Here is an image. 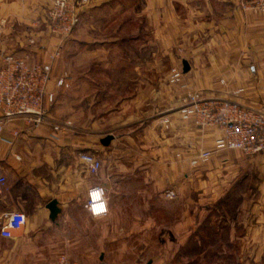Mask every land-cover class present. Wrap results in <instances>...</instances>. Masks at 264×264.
<instances>
[{
    "label": "crops",
    "instance_id": "obj_1",
    "mask_svg": "<svg viewBox=\"0 0 264 264\" xmlns=\"http://www.w3.org/2000/svg\"><path fill=\"white\" fill-rule=\"evenodd\" d=\"M137 1L157 43L160 31L161 56L132 65L125 54L109 53L108 46L118 50L122 42L107 35L110 24L102 19L119 0H90L89 79L79 73L87 55L64 54L53 79L68 71L72 86L58 91L45 122L11 121L0 135V172L7 177L0 229L9 212L27 217L12 238L0 233V264H61L63 257L70 264H206L207 253L264 255V152L221 148L195 167L192 158L214 148L224 132L201 129L179 112L186 92L264 110V13L244 10L241 0ZM52 4L0 0V42L7 52L48 59L59 42L46 21ZM81 32L77 27L65 44L80 43ZM173 67L183 70L186 87L170 84ZM66 121L69 128L54 130ZM82 153L103 162L96 174ZM93 187L108 201L102 217L85 207ZM166 189L176 190L177 198L166 199ZM53 200L61 209L55 219L48 208ZM225 205L250 206L251 212L214 221L212 207ZM208 225L228 245H210Z\"/></svg>",
    "mask_w": 264,
    "mask_h": 264
},
{
    "label": "built area",
    "instance_id": "obj_2",
    "mask_svg": "<svg viewBox=\"0 0 264 264\" xmlns=\"http://www.w3.org/2000/svg\"><path fill=\"white\" fill-rule=\"evenodd\" d=\"M89 2L90 0H53L46 21L51 35L59 42L48 54L46 61H30L27 56L16 52L3 55L0 66V135L11 121L22 119L36 125L44 123L57 100L58 91L71 88L68 71L53 79L54 64L63 57L65 42L79 25L81 12ZM241 7L264 13V0H241ZM30 43L35 44L36 40L31 38ZM182 79L183 70L173 67L169 77L170 84L184 88L186 85L182 83ZM221 81L225 83L224 80ZM179 112L183 120L195 119L201 129L217 126L224 132L214 148L203 149L192 158L191 164L195 167L210 161L221 148L239 150L248 156L264 152L263 109L229 99L206 98L200 92H186ZM163 124L169 128L171 120L165 118ZM71 125V121H66L56 125L54 130L61 131ZM13 134L18 136L20 132L15 130ZM81 159L92 174H96L103 166V162L90 153H82ZM6 183L7 177L0 172V191ZM97 188L102 189L93 187L90 190ZM169 193L174 194L172 199L168 198ZM163 195L168 200H174L178 196L174 189H166ZM88 203L89 192L85 207ZM26 221V214L21 211L7 213L1 225V235L12 238L14 232L25 225ZM61 264L70 263L63 257Z\"/></svg>",
    "mask_w": 264,
    "mask_h": 264
},
{
    "label": "rangeland",
    "instance_id": "obj_3",
    "mask_svg": "<svg viewBox=\"0 0 264 264\" xmlns=\"http://www.w3.org/2000/svg\"><path fill=\"white\" fill-rule=\"evenodd\" d=\"M136 3H138V1ZM119 4L120 7L117 10L112 9L111 11L105 13L104 18L102 19L109 22L110 24L108 25V30H106L107 35L119 36V41L122 42V46L118 48V50L113 49V47L110 49L111 46H108L107 49L109 48V53L125 54L128 56L127 58H130L132 65L141 63L144 65L147 57L153 55L154 53H158V55L161 56L166 48L161 43L160 31L158 33L159 37L157 43L154 39L153 33H151L152 31L150 32L148 29H146L149 25L147 24V14L143 13V10L141 9L143 4H137V6H135L134 0H119ZM98 17L101 18V16L96 15L94 17V21L97 18V20H99L98 23L100 24L101 22ZM77 27L82 30L81 34H78L81 36L82 41L75 45H68L66 43L64 45V54L69 52H76V54L79 55L86 54L88 60L86 62H80L79 73H83V75L86 74L89 79V41H85L86 39H89V11L87 6H85L81 12L80 23ZM3 43L0 42V66L3 55L7 53V48H9V46ZM179 48L180 47H178L177 50ZM139 59H141V61H139ZM82 79L85 80L86 78L84 77ZM86 97H88L86 101L89 102V95ZM240 190H242L241 192L244 191L243 188ZM254 192L255 191H253V193ZM257 197H259V195ZM241 198H243V196L239 197L238 202L241 200ZM212 209L213 210L211 214L214 221H218L219 219H222V217H227V215H231V217H235V215H237L239 219H242L247 212H251L250 206L245 207L240 205L238 207L225 205L223 207H212ZM235 209L237 211H235ZM238 229L239 233L240 231H243L245 229L244 224L242 227L239 226ZM207 233L210 236L209 240L207 241L210 245H228V238L221 236L220 233L217 234L215 226L208 225ZM233 257L234 256L229 254L207 253L205 262L206 264H264V255L261 254H246L242 252L238 253V255H235L234 258ZM236 260L238 261L237 263Z\"/></svg>",
    "mask_w": 264,
    "mask_h": 264
},
{
    "label": "clouds",
    "instance_id": "obj_4",
    "mask_svg": "<svg viewBox=\"0 0 264 264\" xmlns=\"http://www.w3.org/2000/svg\"><path fill=\"white\" fill-rule=\"evenodd\" d=\"M173 195L169 193L168 198L172 199ZM86 207L94 217H102L108 213V201L104 197L102 189L97 188L89 191V203Z\"/></svg>",
    "mask_w": 264,
    "mask_h": 264
},
{
    "label": "water",
    "instance_id": "obj_5",
    "mask_svg": "<svg viewBox=\"0 0 264 264\" xmlns=\"http://www.w3.org/2000/svg\"><path fill=\"white\" fill-rule=\"evenodd\" d=\"M188 68H189V66L185 62V68H184V70L187 71ZM112 139H113V136H111V135L107 136L106 138L103 139V144L104 145H109ZM48 208L51 211V218L52 219H55L58 216V214L60 213V210H61L58 207V203H57L56 200L51 201L50 204L48 205Z\"/></svg>",
    "mask_w": 264,
    "mask_h": 264
}]
</instances>
